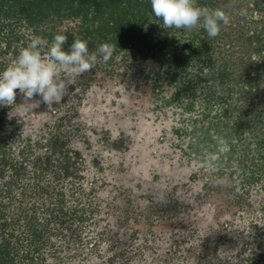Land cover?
Wrapping results in <instances>:
<instances>
[{
    "label": "trees",
    "instance_id": "obj_1",
    "mask_svg": "<svg viewBox=\"0 0 264 264\" xmlns=\"http://www.w3.org/2000/svg\"><path fill=\"white\" fill-rule=\"evenodd\" d=\"M196 2L230 16L217 37L163 29L150 19L149 0H0V70L33 35L51 42L63 31L65 48L73 34L90 51L114 47L61 102L19 113L0 106V264H191L194 254L201 264H264V0ZM16 91L15 104H23ZM89 107L101 112V125L121 110L114 130L120 138L128 132L132 148L169 141L159 128L169 121V169L141 179L145 201L178 204L197 190L193 202H206L200 185L222 189L234 203L231 216L193 224L200 234L174 244L158 234L156 247L143 246L127 234L133 223L112 219L110 196L128 187L125 170L113 179L100 167L84 178L78 143L87 137Z\"/></svg>",
    "mask_w": 264,
    "mask_h": 264
},
{
    "label": "rangeland",
    "instance_id": "obj_2",
    "mask_svg": "<svg viewBox=\"0 0 264 264\" xmlns=\"http://www.w3.org/2000/svg\"><path fill=\"white\" fill-rule=\"evenodd\" d=\"M261 27L264 28V21ZM32 100H39V97L34 94ZM38 107L41 110L40 105ZM89 109L91 111L88 113L87 117V137L81 143H78L80 149L79 154L81 155L82 153L84 157V178L90 177V174L100 167H104V169L107 168V172H111L113 179H118V174L116 172L119 169L125 170L126 177L121 179L125 181V185L128 187L125 190L119 189L115 192L112 191L110 192V196L116 197L115 203H112L114 208L112 211L114 214L112 219L115 220L117 216H120L122 220L123 218H127L126 221L133 223L132 227L128 226L129 228L126 231L127 234L132 237L139 236L143 246H154L156 242L155 237L158 234L165 235L168 240L173 239L174 244L178 240L196 238V236L200 234V230H197L193 224L205 226L207 221L211 218L216 221L227 219L231 216L234 210V203H231L223 197V190L220 189L217 192L211 190L207 192L208 189L202 188L200 185L197 187L198 191L207 193L208 195L206 202L200 203V200L193 202V197L197 190H195L194 194L191 196L188 195V197H185V195H183L180 197V202L178 204H168L165 201H161L160 203H149L145 201V194L140 196L145 186L143 182H140L141 179L151 180L154 178L155 174L160 172L164 173L169 169L167 167L171 157V153L169 152L171 147V126L169 121L166 119L162 125L159 126L160 129H163V133L169 130L167 133L169 141L166 140L163 143H157L156 146H159V148L153 145L150 148L148 141L144 140L132 148L130 137L127 136L128 132L124 133L120 138L116 135V130H114L115 123L120 122L118 116L121 110H119L118 113L110 111V114L105 116L106 121L101 125L103 121L100 119L101 112L94 107H89ZM41 117V121H43L45 119L44 112L41 114ZM36 123L37 120L34 125H36ZM140 129L149 131L150 128L141 124ZM154 133L155 132L152 133V136ZM167 136H165L166 139ZM125 137L127 140L123 141L122 138ZM154 148L158 151L156 157L151 156V152ZM137 151H139L140 155L134 156V153ZM166 155H168V157ZM136 177H139L138 186L136 185ZM101 179L102 178L99 177V181ZM104 196H106V194ZM117 196L118 199H120L119 201ZM127 196L133 199L141 197V201L137 203L127 201L125 199ZM185 203H199V207L197 208L196 206L189 211L188 208L185 207ZM180 206L182 207L180 208ZM188 211L193 217L190 218L191 216H189L181 223V215H186ZM192 213H195V215ZM156 217H158V219H154ZM195 218H197V220H195ZM144 223L147 225H144ZM176 224L181 225L178 226ZM177 226L179 232L173 233L174 228ZM203 228V232L207 233L205 227ZM136 229H138L137 234L134 233ZM171 229L172 232H170ZM165 244L166 243H162L160 249H165ZM191 264H201L200 260L197 259V254H194L192 257Z\"/></svg>",
    "mask_w": 264,
    "mask_h": 264
},
{
    "label": "clouds",
    "instance_id": "obj_3",
    "mask_svg": "<svg viewBox=\"0 0 264 264\" xmlns=\"http://www.w3.org/2000/svg\"><path fill=\"white\" fill-rule=\"evenodd\" d=\"M149 3L150 19L159 21L165 30L188 34L202 28L208 38H214L230 23L224 9L200 6L196 0H149ZM67 39L63 31L54 34L51 42L33 35L0 70V106L11 105L12 111L19 113L20 107L30 111L41 101L48 106L59 103L68 94V85H74L77 77L92 70L98 59L107 62L114 52L113 45L107 42L90 51L88 41L75 34L65 48ZM16 90L23 94V104H15ZM34 94L39 100H32Z\"/></svg>",
    "mask_w": 264,
    "mask_h": 264
}]
</instances>
